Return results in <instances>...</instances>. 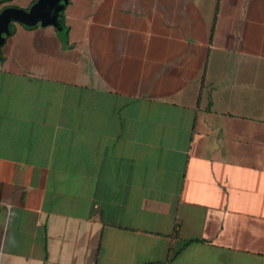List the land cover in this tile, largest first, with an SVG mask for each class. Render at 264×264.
Returning a JSON list of instances; mask_svg holds the SVG:
<instances>
[{"label":"crops","instance_id":"1","mask_svg":"<svg viewBox=\"0 0 264 264\" xmlns=\"http://www.w3.org/2000/svg\"><path fill=\"white\" fill-rule=\"evenodd\" d=\"M27 26L0 44V264H264V0Z\"/></svg>","mask_w":264,"mask_h":264},{"label":"water","instance_id":"2","mask_svg":"<svg viewBox=\"0 0 264 264\" xmlns=\"http://www.w3.org/2000/svg\"><path fill=\"white\" fill-rule=\"evenodd\" d=\"M68 0H37L27 11L19 8H5L0 11V44L9 34L12 22L32 25L37 22L53 23L62 12Z\"/></svg>","mask_w":264,"mask_h":264},{"label":"trees","instance_id":"3","mask_svg":"<svg viewBox=\"0 0 264 264\" xmlns=\"http://www.w3.org/2000/svg\"><path fill=\"white\" fill-rule=\"evenodd\" d=\"M2 1H4V0H0V3H2ZM11 8H15V7H11ZM36 25V23L35 24H32V25H29V26H27V27H33V26H35Z\"/></svg>","mask_w":264,"mask_h":264}]
</instances>
